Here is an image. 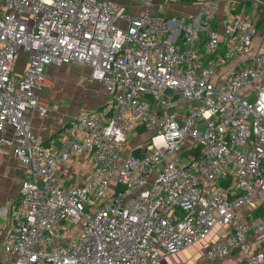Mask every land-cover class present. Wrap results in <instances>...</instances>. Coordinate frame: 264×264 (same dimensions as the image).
<instances>
[{
    "label": "built area",
    "instance_id": "1",
    "mask_svg": "<svg viewBox=\"0 0 264 264\" xmlns=\"http://www.w3.org/2000/svg\"><path fill=\"white\" fill-rule=\"evenodd\" d=\"M178 1L0 0V150L24 168L18 200L0 206V264H158L215 230L192 264L236 247L264 264V244L246 241L264 237V214H248L264 211V0L258 15L231 13L239 0L158 12ZM72 60L110 98L44 142L26 112L45 67ZM85 152L87 179L64 186L57 169Z\"/></svg>",
    "mask_w": 264,
    "mask_h": 264
},
{
    "label": "crops",
    "instance_id": "2",
    "mask_svg": "<svg viewBox=\"0 0 264 264\" xmlns=\"http://www.w3.org/2000/svg\"><path fill=\"white\" fill-rule=\"evenodd\" d=\"M238 4L239 16L246 14L258 15L262 6L257 4L258 0H240ZM244 1V2H243ZM224 5V4H222ZM129 10H137L132 5L126 4ZM183 8L187 6H182ZM197 7L194 5V13ZM222 10V9H221ZM255 46L258 40H255ZM203 47H201V50ZM17 63V64H16ZM26 63L23 53H19L15 62V71L20 73ZM20 64L18 67L17 65ZM227 66L223 65L220 71H224ZM46 81L39 92L38 104L34 108L27 110L29 118V129L37 136L38 139L47 142L52 136H56L70 116L75 114H83L98 109L105 104L110 95L99 82L89 77V69L81 62L72 60L67 63H56L45 67ZM136 133L130 135L135 138ZM136 140V138H135ZM129 146L123 144L120 146L123 154L132 150L137 141ZM60 141H56L55 145L59 146ZM136 151L137 150H133ZM89 153L73 154L69 162H63L57 169L59 181L64 186L81 185L87 179V176L93 165L90 161ZM23 164L13 154L9 148L0 150V206L10 205L17 201L20 193V181L23 177ZM249 215L261 216L264 214L261 208L249 212ZM215 230L205 240L198 241L202 243L199 249H193L192 246L187 247L180 253L169 255L160 260L158 264H192L195 260L202 256L204 249L216 239ZM264 235V230H262ZM247 244L252 249L260 248L264 244V237H256L249 234ZM197 243V242H196ZM215 264H244L243 253L239 247L233 250L221 260L214 261Z\"/></svg>",
    "mask_w": 264,
    "mask_h": 264
},
{
    "label": "rangeland",
    "instance_id": "3",
    "mask_svg": "<svg viewBox=\"0 0 264 264\" xmlns=\"http://www.w3.org/2000/svg\"><path fill=\"white\" fill-rule=\"evenodd\" d=\"M117 1L124 3V4H128V5L134 4V2H133L134 0H117ZM239 3H242V2L239 0L236 4L235 10L231 11V13H234V14H238V13L240 14L241 13L238 10V4ZM194 5L195 4L193 3L192 0H183V1H178V2L166 3V4L163 3V4H161V6L158 7V9H159L158 12L163 14L164 16H171V15L175 16L177 14H182V13L188 14L190 11L193 10ZM182 6H187V7L183 8ZM227 14L228 13L226 10H220L218 12L217 17H215V21L221 20L224 16L226 17ZM19 65L20 64H18L17 67ZM147 136H148V131H146L144 129H139V130H137V134L135 135L136 140H135V138L128 136L125 144L127 146H129L131 143L134 142V140L137 142H143L146 140ZM125 149H127V148H124L123 152L125 151ZM201 245H202V243L197 242L192 246V248L193 249H199L201 247Z\"/></svg>",
    "mask_w": 264,
    "mask_h": 264
},
{
    "label": "water",
    "instance_id": "4",
    "mask_svg": "<svg viewBox=\"0 0 264 264\" xmlns=\"http://www.w3.org/2000/svg\"><path fill=\"white\" fill-rule=\"evenodd\" d=\"M165 92L171 94V91H170L169 88H166V89H165Z\"/></svg>",
    "mask_w": 264,
    "mask_h": 264
},
{
    "label": "trees",
    "instance_id": "5",
    "mask_svg": "<svg viewBox=\"0 0 264 264\" xmlns=\"http://www.w3.org/2000/svg\"><path fill=\"white\" fill-rule=\"evenodd\" d=\"M136 152V151H135Z\"/></svg>",
    "mask_w": 264,
    "mask_h": 264
}]
</instances>
